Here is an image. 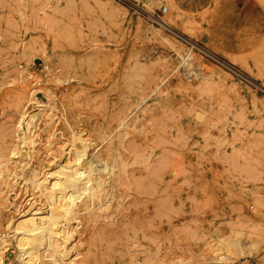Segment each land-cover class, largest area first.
<instances>
[{"label": "rangeland", "instance_id": "obj_1", "mask_svg": "<svg viewBox=\"0 0 264 264\" xmlns=\"http://www.w3.org/2000/svg\"><path fill=\"white\" fill-rule=\"evenodd\" d=\"M0 20V157L7 167L14 171L19 161L24 169L17 163L15 171L29 177L64 161L72 131L89 138L87 157L103 153L110 168L102 172L106 206L79 203L83 210L72 217L80 221H70L77 247L55 259L226 264L211 249L220 232L253 238L229 264H264V0H9ZM26 101L42 113L30 125L31 150L16 140ZM14 144L23 148L13 157ZM0 167L13 199L0 203L5 263L24 264L8 220L31 200L48 205L30 180L14 198L15 173ZM48 256L36 264L52 263Z\"/></svg>", "mask_w": 264, "mask_h": 264}, {"label": "bare ground", "instance_id": "obj_2", "mask_svg": "<svg viewBox=\"0 0 264 264\" xmlns=\"http://www.w3.org/2000/svg\"><path fill=\"white\" fill-rule=\"evenodd\" d=\"M8 1L9 0H0V10L6 6ZM10 4H11V0H10ZM147 14H148V12H147ZM149 15L151 17L153 16L151 13H149ZM2 20H0V25L3 22ZM4 22H5V19H4ZM160 23L161 22H159V24ZM165 23H167V22H165ZM11 28H12V26H11ZM8 30H9V28H8ZM10 31H12V30H10ZM10 35L12 36V34H10ZM8 37H9V35H8ZM7 41H9V39H7ZM2 44H0V50L3 47H5ZM11 45H13V44H11ZM9 47H11V46H9ZM9 49L10 48H8V50ZM11 50H9V51L11 52ZM6 52H7V50L5 52H3V53L1 52V53L4 54ZM178 53H179V50H178ZM8 61H10V64L13 63V61L11 59L10 60L8 59ZM47 67H49V66L47 65ZM178 79H180V78L178 77ZM177 85L179 86V82H177ZM180 89H181V87H180ZM29 100L31 101L33 99L31 98ZM27 102L28 101H26L25 104H19L20 105L19 109H18V107H16V110L17 109L19 110V113H18L19 114V120H18V123H16V125H17L16 126V131H19V134L16 133L17 134L16 136H18V138L17 139L15 138V139L18 140V143L21 142V143L25 144L26 146L29 145L31 147L30 148V150H31V149H33L32 147H34V143H35L37 138L35 137V134L32 135L35 132L33 131V133H31L32 131L29 130V129L35 123V121L39 120V119L36 120L38 117H42V113H41L40 110L37 111L35 109L29 111V107H27ZM19 103H20V101H19ZM21 103H23V102H21ZM16 104L18 105V103H16ZM41 107L42 106H40V108ZM49 109H51V108H49ZM47 114L49 115V113H47ZM45 116H46V113H45ZM52 117H54V116L52 115ZM17 119H18V117H17ZM64 120H67L66 117L64 118ZM67 122H68V120H67ZM69 122H70V120H69ZM36 123H38V122H36ZM65 124H67V123H65ZM36 126H38V125H36ZM36 126H34V127H36ZM67 126H69V125H67ZM32 128L33 127H31V129ZM6 131H8V130H6ZM71 132H70V135H71L72 138H70V139H72V141H71L72 144H71V142H70V144L72 145V147H71V149L68 150V153L66 152L67 153L66 154L67 158L65 160L63 159L64 161H62V162L58 161V159H57V161H54L55 165L52 166V167H49L45 171H43V169L40 170L38 168L33 169V170H31V172H30L31 176L29 175V177H27V175L24 177V174H23L24 171L23 172H19V171L16 172L17 170L15 171V166H16V169H17V166H18L17 163H20V167L23 166L21 164V162L17 161L18 160L17 158H14V159H17L16 160L17 162H16V164H15V166L13 168L14 171L13 170L11 171L9 169L10 165H9V168L7 167V161H8L7 158L5 157L6 158V160H5L4 158L0 157V166H3V167L5 166L6 167V168L4 167L5 168L4 170L7 171L8 176L9 175L11 176V172H13L12 173L13 175L15 173L13 185L11 184L13 188L10 187L11 189H13L12 192H14V195H15L14 198L17 196L16 194H18V195L21 194V192H22L21 190H23V191L25 190V188H24L25 184H26L25 182L30 180L29 183H32L33 190L38 191L40 193V196L41 195L44 196L45 199H46V203L48 205L47 206L48 209L46 208L47 209L46 210L45 209L46 206L44 207V205H45L44 203L43 204H41V203L35 204L36 202H34V201H36V200H34V201L31 200L28 203H30V204L33 203L34 205H30L29 204V208L28 209L26 208V209H21L20 210L21 214L19 213L20 216L18 215L19 216L18 218L16 217V219H15L13 217H10L9 220H8V222H9L8 226H12V227L15 228V229H13V232H15L14 230H16V233L14 234V236H16L15 238L17 239V240L15 239L16 240V244H18V247H21V249H22V250L21 249L20 250L22 251V257H23L22 260L24 261V264H28V263L30 264V262H31V264H36V263H38L39 260H41V259L44 260V258H47L46 255L48 256L49 254L50 255L48 256V259H46V260H49V259L53 258L52 259V263L49 262L50 264H61L60 261L63 259L62 256L65 255V257H68L67 255H69V253L71 252V250L69 252L70 248L68 246H71L72 250H74L73 248L77 247V246L74 247V241L73 242L71 241L72 238L74 237L72 232H74V229L76 228V226L74 225L75 226V228H74V226L71 224L70 221H72L71 219H74L72 216H74L76 214L78 215L79 210L77 211V209L80 206L79 203L82 202L83 199L87 198L88 201L90 202V205H92V206H90L91 209H94L93 208V204L95 205L97 203L102 204L101 207L103 205L106 206V203L104 204V201L102 199V195H101L102 192H100V191H101L102 187H104L105 182H106V179L102 176V172L104 170H107V168H108L107 159L105 157H103V155H102L103 153L102 154H98L99 152L98 153L95 152V154L92 152L93 154H89V155H92V157L90 158L89 155L87 157L86 154H87L88 149H89L88 147H90V143H91V142H88L89 138L87 140V137L83 138L84 136L80 135V133H74L73 132V134H71ZM79 132H81V131H79ZM83 132H84V129H83ZM47 142H46V144H47ZM15 143H17V142H15ZM76 143H79L80 146L77 147ZM48 144H50V143L48 142ZM62 144H63V142H62ZM70 146H69V148H70ZM13 147H14V149L11 148L12 149V154L11 153H9V154L14 157V155H16V154L18 155L20 153L19 149L22 150L23 146H22V148L20 146H19L20 148H17L15 146V144H14ZM73 147H75V149L72 152ZM9 154H7V155L9 156ZM25 154L27 155V153H25ZM28 154H29V156H32L31 152H29ZM71 154H74V157H72ZM2 155H4V154H2ZM104 156H106V155H104ZM10 157L11 156H9V160L11 159ZM27 158H28V155H27ZM29 159H30V157H29ZM12 162L14 163L15 161L12 160ZM9 163H10V161H9ZM100 164H102L101 167L99 166ZM49 165H51V162L49 163ZM45 168H46V166H45ZM21 169H22V167H21ZM108 169H110V168H108ZM2 170H0V172H1L0 176L2 177L4 175L2 180L4 178H5V180L2 181V185L0 183V187L2 186V192H0V203L3 202L2 200H7L5 202H8V200L10 199L9 196H8V194H10V192L7 193V189L9 187L8 186L9 182H7V180H8L9 177L5 176V173L3 174ZM106 199H105V201H106ZM10 200L12 201L13 199H10ZM47 200H48V202H47ZM8 203H10V201ZM108 203H110V201H108ZM108 203H107V205H109ZM38 204H40V206H38ZM84 205H86V204H84ZM99 206H97V207H99ZM80 207L82 208V206H80ZM81 208H79V209H81ZM86 209L90 210L88 206L86 207ZM95 209H96V207H95ZM82 210L83 209H81V211ZM79 214H81V213H79ZM77 217H79V216H77ZM77 217H75L74 220H79L81 218V217L80 218H77ZM62 218L67 220L68 224H66L65 222L63 223L62 222ZM61 223H63L62 224L63 226L60 225ZM77 223L80 224L79 222H77ZM8 226H7V228H8ZM76 231H77V229L75 230V232ZM261 232H262V230H261ZM224 234H226V233H224ZM2 235L3 234L0 235V264H6L5 263L6 261H5V258H4V251L6 249L7 244L5 243L4 238H3ZM259 236L262 237L261 234ZM215 238H216V242H215L216 245L215 246L212 245L211 249L213 250V252H218L220 258L226 264H229L230 262H232L234 258L243 257L244 254L246 253V245L249 242H251L252 239H253V238H250L251 240H247V241H241L240 237H235V238H232V239H228L226 236H224L220 232L215 236ZM263 238H264V236H263ZM263 238H261V239H263ZM71 243H72V245H71ZM223 249H225L226 252H228V253H222ZM55 255L56 256L57 255L61 256L62 259L59 261L58 259L61 258L59 256H58V259H55V258H57V257H55ZM75 257L73 258L74 260L70 259V264H86L84 262L75 261ZM168 259H170V261H171L172 260L171 256H168ZM63 260H65V259H63ZM71 260H73V261H71ZM41 261H40V263H43ZM68 262L69 261L67 259L66 264ZM47 263L45 261V264H47ZM262 264H263V262H262Z\"/></svg>", "mask_w": 264, "mask_h": 264}, {"label": "crops", "instance_id": "obj_3", "mask_svg": "<svg viewBox=\"0 0 264 264\" xmlns=\"http://www.w3.org/2000/svg\"><path fill=\"white\" fill-rule=\"evenodd\" d=\"M253 2H251V1H248V2H243V10H244V12L245 13H247V12H249V10H251L252 9V7H253Z\"/></svg>", "mask_w": 264, "mask_h": 264}, {"label": "built area", "instance_id": "obj_4", "mask_svg": "<svg viewBox=\"0 0 264 264\" xmlns=\"http://www.w3.org/2000/svg\"><path fill=\"white\" fill-rule=\"evenodd\" d=\"M237 264H257L254 260L247 258L237 262Z\"/></svg>", "mask_w": 264, "mask_h": 264}]
</instances>
